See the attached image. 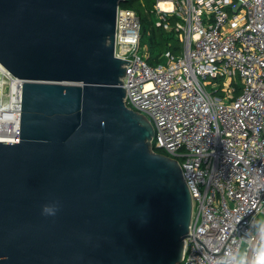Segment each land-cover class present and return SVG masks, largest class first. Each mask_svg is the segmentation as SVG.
I'll return each instance as SVG.
<instances>
[{"label":"water","instance_id":"1","mask_svg":"<svg viewBox=\"0 0 264 264\" xmlns=\"http://www.w3.org/2000/svg\"><path fill=\"white\" fill-rule=\"evenodd\" d=\"M122 1L0 0V63L22 80L19 139L0 140V264L181 261L191 195L124 102Z\"/></svg>","mask_w":264,"mask_h":264},{"label":"built area","instance_id":"2","mask_svg":"<svg viewBox=\"0 0 264 264\" xmlns=\"http://www.w3.org/2000/svg\"><path fill=\"white\" fill-rule=\"evenodd\" d=\"M154 13L178 33L180 52L148 63L140 16L119 5L114 55L129 60L125 104L152 122V148L178 160L191 195L179 264H245L264 248V0H154ZM2 74L0 135L18 141L22 80Z\"/></svg>","mask_w":264,"mask_h":264},{"label":"rangeland","instance_id":"3","mask_svg":"<svg viewBox=\"0 0 264 264\" xmlns=\"http://www.w3.org/2000/svg\"><path fill=\"white\" fill-rule=\"evenodd\" d=\"M154 0H145V3L138 7L139 13L142 16V32L143 43L140 42L141 48L140 53L144 52L147 56H149L148 61L150 63H166L167 57L164 55L165 50L171 49L172 52L178 53L181 50V41L178 37V33L172 34L168 36L165 30L162 28L156 27L155 21L157 19V15L154 13ZM166 29V28H165ZM155 37V40L150 43V37ZM162 41L161 43H159ZM0 70V102L4 100L7 96V88L6 84H3V76ZM210 88V86H207ZM238 90L240 89L239 82L237 83ZM264 218V211L260 212L257 215V219L262 221Z\"/></svg>","mask_w":264,"mask_h":264},{"label":"trees","instance_id":"4","mask_svg":"<svg viewBox=\"0 0 264 264\" xmlns=\"http://www.w3.org/2000/svg\"><path fill=\"white\" fill-rule=\"evenodd\" d=\"M145 3V0H123L121 3H120V6L121 7H127V8H132V9H134L138 14H139V16H140V22H141V28H142V16H141V14L139 13V9H138V7H140V6H142L143 4ZM153 4H154V2H153ZM174 20H175V18L174 17H171L170 18V23L172 24L173 22H174ZM156 27H159V28H162L163 30H165L166 31V33L168 34V36H170V35H174V34H176V31L172 28V29H165L162 25H160V26H156ZM143 36H144V33L142 32V30H141V33H140V42L141 43H143ZM154 40H155V37L152 35L151 37H150V43H152L153 44V42H154ZM162 41H160L159 43H161ZM168 49V48H167ZM171 50V49H170ZM172 51V50H171ZM148 59H149V56H147V58H146V60L148 61ZM148 63H150V61H148ZM150 64H154V63H150ZM237 90H238V88H237ZM154 147V146H153ZM154 149L156 150V151H160V152H164L162 149H159V148H156V147H154Z\"/></svg>","mask_w":264,"mask_h":264},{"label":"clouds","instance_id":"5","mask_svg":"<svg viewBox=\"0 0 264 264\" xmlns=\"http://www.w3.org/2000/svg\"><path fill=\"white\" fill-rule=\"evenodd\" d=\"M42 211L45 213H53L55 208L51 205L45 204L42 206ZM259 228L264 230V221L259 222ZM229 264H239L237 260H229ZM245 264H264V248H257L253 251V256L250 261H245Z\"/></svg>","mask_w":264,"mask_h":264},{"label":"bare ground","instance_id":"6","mask_svg":"<svg viewBox=\"0 0 264 264\" xmlns=\"http://www.w3.org/2000/svg\"><path fill=\"white\" fill-rule=\"evenodd\" d=\"M160 5L165 7V8H169L171 4L169 2H167V1H163V2L160 3ZM0 70H1L2 73H4L5 68L3 67V65L1 63H0ZM7 112L9 113V114L6 115L7 118L12 116V114H11L12 111H11L10 104L7 105ZM0 124H1V120H0ZM0 127H2V125H0ZM0 140H5V138L2 135H0Z\"/></svg>","mask_w":264,"mask_h":264}]
</instances>
